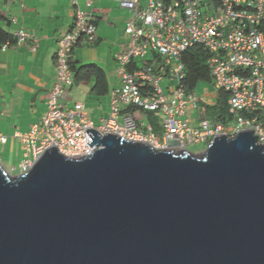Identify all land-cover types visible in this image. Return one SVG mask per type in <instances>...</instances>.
<instances>
[{
  "label": "water",
  "instance_id": "1",
  "mask_svg": "<svg viewBox=\"0 0 264 264\" xmlns=\"http://www.w3.org/2000/svg\"><path fill=\"white\" fill-rule=\"evenodd\" d=\"M95 136L0 164V264H264V145L215 137L202 155Z\"/></svg>",
  "mask_w": 264,
  "mask_h": 264
},
{
  "label": "built area",
  "instance_id": "2",
  "mask_svg": "<svg viewBox=\"0 0 264 264\" xmlns=\"http://www.w3.org/2000/svg\"><path fill=\"white\" fill-rule=\"evenodd\" d=\"M72 1L74 23L58 39L56 81L47 112L27 134H16L23 143L24 159L7 168L11 175L28 172L53 147L70 158L90 156L99 146L89 145L93 141L89 134L95 136L88 129L175 152L242 131H253L264 145V0H115L130 12L125 24L129 42L117 56L121 84L110 92L109 116L100 123L88 116L84 103L71 108L63 103L75 81L71 67L75 47L84 38L89 44L98 43L94 15L81 8L79 0ZM93 1L86 0L87 5ZM12 21L16 23L17 17ZM12 36L14 44L7 41L3 50L22 47L27 39L35 42L32 51L39 45L35 32L16 29ZM196 45L209 53L206 63L215 87L227 92V122L202 119L194 126L187 118L199 104L200 94L184 82L183 55ZM201 110L207 112L206 107ZM144 111L161 114V135L144 121ZM6 142L7 137L0 135V144Z\"/></svg>",
  "mask_w": 264,
  "mask_h": 264
},
{
  "label": "crops",
  "instance_id": "3",
  "mask_svg": "<svg viewBox=\"0 0 264 264\" xmlns=\"http://www.w3.org/2000/svg\"><path fill=\"white\" fill-rule=\"evenodd\" d=\"M79 2L81 8L94 15L98 43L89 44L82 39L73 51L71 67L76 74L80 68L94 65L100 75L75 80L63 103L67 108L84 103L88 116L100 123L109 116L110 92L121 84L117 56L127 49L129 36L125 24L130 12L115 0H94L91 6L86 0ZM12 17H17L16 23ZM74 17L72 0H0V28L11 36V44L16 29L35 32L39 38L35 51L31 50L33 39H27L22 47H0V135L7 137V142L0 144L3 167L21 163L23 143L16 134H27L47 112L49 94L56 81L58 39L72 28ZM149 57L156 58L154 53ZM204 82L194 88H201L200 102L187 114L194 126L202 119H210L208 112L201 109L215 105L219 95L216 87ZM210 83L214 84L212 79ZM143 119L157 134L163 133L160 113L144 111Z\"/></svg>",
  "mask_w": 264,
  "mask_h": 264
},
{
  "label": "trees",
  "instance_id": "4",
  "mask_svg": "<svg viewBox=\"0 0 264 264\" xmlns=\"http://www.w3.org/2000/svg\"><path fill=\"white\" fill-rule=\"evenodd\" d=\"M10 35L0 28V47L10 39ZM209 53L201 46L189 48L183 55V62L187 68V77L185 84L189 89H194L199 82H210L212 77L208 69L207 60ZM99 69L94 65H87L79 69L75 75V80L80 81L91 74H99ZM152 112V111H150ZM210 120L227 122L230 119L228 108V95L224 90L219 91L218 99L215 105L207 108Z\"/></svg>",
  "mask_w": 264,
  "mask_h": 264
},
{
  "label": "rangeland",
  "instance_id": "5",
  "mask_svg": "<svg viewBox=\"0 0 264 264\" xmlns=\"http://www.w3.org/2000/svg\"><path fill=\"white\" fill-rule=\"evenodd\" d=\"M167 82V79L165 80V82L164 83H166ZM205 84H211L212 85V87L214 88L215 86H214V84H212V83H210V82H204ZM199 87V86H198ZM201 88H198L197 89V92L198 93H200L201 92V90H200ZM159 135H161V134H159ZM208 143H203V142H198V143H191V144H189L188 146H187V149H188V151H190L191 153H195V154H199V155H202L203 153H204V151H205V149L208 147ZM23 154H22V160H21V162L23 161V159H24V149H23ZM14 165H17V163L16 164H14ZM6 168V167H5ZM7 169V168H6Z\"/></svg>",
  "mask_w": 264,
  "mask_h": 264
},
{
  "label": "clouds",
  "instance_id": "6",
  "mask_svg": "<svg viewBox=\"0 0 264 264\" xmlns=\"http://www.w3.org/2000/svg\"><path fill=\"white\" fill-rule=\"evenodd\" d=\"M71 64H72V63H71ZM75 75H76V74H75ZM219 91H220V90H219ZM152 112H153V111H152ZM209 143H210V142H209ZM209 143H208V144H209ZM187 150H188V149H187ZM205 150H206V149H205ZM0 164H1V162H0ZM5 169H6V168H5ZM6 170H7V169H6ZM13 176H15V175H13Z\"/></svg>",
  "mask_w": 264,
  "mask_h": 264
}]
</instances>
